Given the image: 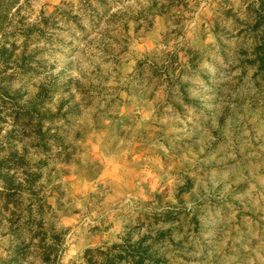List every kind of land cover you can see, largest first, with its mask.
Wrapping results in <instances>:
<instances>
[{
	"label": "rangeland",
	"instance_id": "rangeland-1",
	"mask_svg": "<svg viewBox=\"0 0 264 264\" xmlns=\"http://www.w3.org/2000/svg\"><path fill=\"white\" fill-rule=\"evenodd\" d=\"M0 264H264V0H17Z\"/></svg>",
	"mask_w": 264,
	"mask_h": 264
},
{
	"label": "trees",
	"instance_id": "trees-1",
	"mask_svg": "<svg viewBox=\"0 0 264 264\" xmlns=\"http://www.w3.org/2000/svg\"><path fill=\"white\" fill-rule=\"evenodd\" d=\"M17 0H0V31L7 20V15Z\"/></svg>",
	"mask_w": 264,
	"mask_h": 264
}]
</instances>
